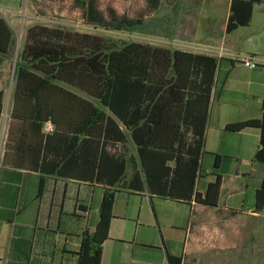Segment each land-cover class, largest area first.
Listing matches in <instances>:
<instances>
[{
    "label": "crops",
    "instance_id": "0c3cea01",
    "mask_svg": "<svg viewBox=\"0 0 264 264\" xmlns=\"http://www.w3.org/2000/svg\"><path fill=\"white\" fill-rule=\"evenodd\" d=\"M208 2L203 11L210 23L202 32L210 40L197 46L204 50L175 48L235 59L211 100L202 154L206 174L196 185L204 195L214 177L211 172L220 171L218 203L161 195L147 184L133 189L125 180L116 182L101 264H171L170 255L180 257V264H264V209L255 210L251 204L264 177V161L255 156L261 128L227 127L264 114V1L254 5L248 24L228 32L229 0L219 33L213 26L220 12L217 1ZM242 26L253 28L252 46L240 48L236 39L226 45L228 36ZM246 55L252 56L255 67L244 63ZM227 67L224 63L221 78ZM0 68L11 65L4 61ZM7 93L0 106V264H77L84 231L96 223L107 184L87 177L88 152L84 143L83 157L75 155L72 131L47 133L30 113L12 117V91ZM117 145L128 161L129 178L134 167L139 168L136 147L130 139ZM65 151L73 155L60 171ZM218 154L231 159L221 157L216 167Z\"/></svg>",
    "mask_w": 264,
    "mask_h": 264
},
{
    "label": "trees",
    "instance_id": "16d2710c",
    "mask_svg": "<svg viewBox=\"0 0 264 264\" xmlns=\"http://www.w3.org/2000/svg\"><path fill=\"white\" fill-rule=\"evenodd\" d=\"M81 1L85 19L94 27L135 29L146 18L120 14L113 6L108 15L98 0ZM262 1L231 0L227 31L248 24L254 5ZM148 2L156 9L162 0ZM14 44L15 30L0 15V67ZM234 62L233 57L153 42L128 40L119 44L110 35L63 24L35 21L27 26L14 67L12 117L30 113L39 126L51 120L55 128L50 132L72 131L75 155L83 157L84 143L88 152L87 177L107 184L96 223L84 231L77 264H101L113 216V186L118 181L125 180L133 189L147 184L150 191L161 195L217 205L220 171L211 172L214 177L204 195L196 185L206 174L202 154L211 100ZM224 63L228 67L221 78ZM3 71L0 68V76ZM5 92L0 87V106ZM246 126L261 128L255 156L264 161V114L227 125L233 130ZM127 139L135 145L139 161V168L134 167L129 178H125L128 161L117 147ZM72 155L65 151L60 171ZM221 157L231 159L218 154L216 167ZM253 198L254 209L263 210L264 177ZM170 260L180 264V257L170 255Z\"/></svg>",
    "mask_w": 264,
    "mask_h": 264
},
{
    "label": "rangeland",
    "instance_id": "374dc122",
    "mask_svg": "<svg viewBox=\"0 0 264 264\" xmlns=\"http://www.w3.org/2000/svg\"><path fill=\"white\" fill-rule=\"evenodd\" d=\"M206 1L210 4L213 0ZM216 1L215 7L220 12L215 15L216 21L213 26L219 33L225 20L222 12L229 0ZM204 3L205 0H162L161 5L153 9L148 0H98L100 8L108 15L109 7L113 6L120 14L146 17L145 21L135 29L108 30L88 24L84 16L85 7L81 0H22L21 2L20 0H0V15L8 19L15 30L14 49L7 59L11 68L3 71L4 76L1 75L4 79V87L8 90L7 94L12 91L15 61L25 30L35 21L51 25L63 24L80 30L110 35L119 44L128 40H140L168 45L172 48L188 47L193 50H204L202 47H197L203 46V41L210 40L203 37L202 32L210 23L204 15ZM187 9L191 12H186ZM249 30L253 28L242 26L236 34L228 36L226 45L232 44L236 39L238 47L246 49L251 47L253 43L249 39Z\"/></svg>",
    "mask_w": 264,
    "mask_h": 264
},
{
    "label": "built area",
    "instance_id": "2783aa9c",
    "mask_svg": "<svg viewBox=\"0 0 264 264\" xmlns=\"http://www.w3.org/2000/svg\"><path fill=\"white\" fill-rule=\"evenodd\" d=\"M243 61L245 64H247L249 66H252V67L256 66V63L253 62L251 55L243 56ZM43 127H44L45 132H50V131L54 130L55 124L51 120H47L44 123Z\"/></svg>",
    "mask_w": 264,
    "mask_h": 264
}]
</instances>
